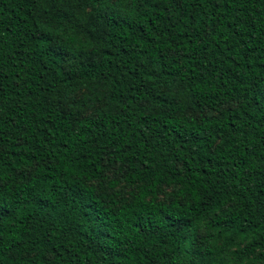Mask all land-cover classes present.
I'll list each match as a JSON object with an SVG mask.
<instances>
[{
  "label": "trees",
  "instance_id": "trees-1",
  "mask_svg": "<svg viewBox=\"0 0 264 264\" xmlns=\"http://www.w3.org/2000/svg\"><path fill=\"white\" fill-rule=\"evenodd\" d=\"M0 264H264V0H0Z\"/></svg>",
  "mask_w": 264,
  "mask_h": 264
}]
</instances>
